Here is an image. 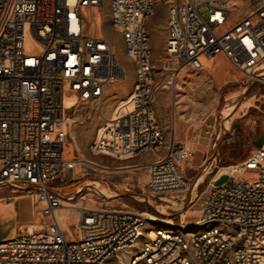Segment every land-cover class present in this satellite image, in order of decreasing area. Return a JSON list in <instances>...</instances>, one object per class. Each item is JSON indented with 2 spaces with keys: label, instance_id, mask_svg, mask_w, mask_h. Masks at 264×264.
<instances>
[{
  "label": "built area",
  "instance_id": "built-area-1",
  "mask_svg": "<svg viewBox=\"0 0 264 264\" xmlns=\"http://www.w3.org/2000/svg\"><path fill=\"white\" fill-rule=\"evenodd\" d=\"M158 1L168 14L165 55L156 62L147 22ZM105 8L135 72L130 109L109 118L101 111L109 86L128 73L107 31ZM218 56L252 83H264V0H0V185L28 194L34 216L0 241V264H106L114 257L126 264H264V146L228 166L217 165L218 151L210 164L205 156L202 173L213 178L188 198L183 192L191 179L181 167L195 151L174 137L167 141L156 118L161 90L185 69L203 71ZM89 102L105 120L92 152L155 155L132 166L147 171L142 199L199 201L190 227L182 219L175 228L147 231L144 214L83 205L68 235L60 210L83 192L65 194L51 184L86 162L75 154L71 131L79 105ZM224 174L228 180L215 185Z\"/></svg>",
  "mask_w": 264,
  "mask_h": 264
},
{
  "label": "rangeland",
  "instance_id": "rangeland-1",
  "mask_svg": "<svg viewBox=\"0 0 264 264\" xmlns=\"http://www.w3.org/2000/svg\"><path fill=\"white\" fill-rule=\"evenodd\" d=\"M199 11L204 18L208 17L207 5H202ZM104 12L107 31L116 42L120 61L125 65L128 73L126 79L109 86L101 108L105 117L109 118L110 116L117 117L130 108V93L133 91L135 72L133 64L125 55L121 36L110 28L109 9L105 8ZM167 14V6L158 1L154 15L147 22L153 59L156 62L165 55ZM99 111L97 103L94 102L79 105V121L72 128L71 138L75 154L86 162L78 164L74 171H68L62 181L57 180L51 184V187L65 194L77 192L78 189L79 192H83L76 195L73 201L76 207L63 211L64 214H70V218L64 224L68 235H70V229L75 231L74 221L78 208L83 205L95 207L104 204L144 214L150 218L151 223L147 225V231L155 225L166 226L152 220V216L170 219L172 223H175L172 228L181 224L182 219L185 224L195 222L198 217L199 201L195 205H183L180 201L175 202L173 199L168 202L156 198L142 199L144 195H147V191L144 193L147 171L145 168L132 166L146 164L155 155L146 154L121 160V158L92 152L91 145L97 130L105 122ZM155 111L157 122L164 130L167 141L173 138L175 131L176 139L195 151L193 159L188 162L190 169L187 176L191 178V184L189 189L183 192L188 198L194 192L192 194L194 197L196 193L200 195L205 191L211 179L206 178L204 183L198 185L205 156L210 164L218 151L217 165L228 166L239 162L243 151L249 153L256 148L254 141L264 134V83L257 81L252 83L251 79L234 68L227 58L220 56L219 59L207 64V68L203 71L185 69L176 85L161 90L155 103ZM199 133L202 136L206 135L211 143L203 148L204 157L202 151L196 150ZM215 142L217 145L213 148ZM97 185L105 187L114 196L104 194L97 188ZM13 190L10 185H0V206L13 201L15 196L25 194ZM82 196H85V200L81 199ZM155 206L166 213H159ZM32 209V199L23 198L20 203L21 219L30 218ZM14 223L11 221L0 224V241L6 239ZM29 224L22 226V230ZM229 229L235 228L229 226ZM120 256L122 258L123 254ZM108 264H126V262L125 260L118 261L114 257Z\"/></svg>",
  "mask_w": 264,
  "mask_h": 264
},
{
  "label": "crops",
  "instance_id": "crops-1",
  "mask_svg": "<svg viewBox=\"0 0 264 264\" xmlns=\"http://www.w3.org/2000/svg\"><path fill=\"white\" fill-rule=\"evenodd\" d=\"M219 57L220 56H218L216 59H219ZM133 81H134V79H133ZM198 136L199 137H198V140H197L196 150L202 151L203 152V157H204L205 156V152H204L203 148L211 144L210 143V139L206 135L202 136L201 133H199ZM172 137L176 138L175 131H174ZM188 162L181 167V170H182L183 174L187 178L191 179L190 177L187 176L188 170L190 169L189 168L190 166H189ZM206 178H213V174L202 173V176L199 179L198 185L201 184V183H204ZM198 185L196 187H198ZM27 197L31 198L28 194L15 196L13 201L6 202V204L4 206L3 205L0 206V224H4V223H7V222H11V221L15 222L13 227L10 229V232H9L7 237H10V236L14 235L18 231V228H22V226H24L26 224H29V223H31L34 220L33 214H32V216L30 218L21 219L20 203H21L23 198H27ZM32 202H33V200H32Z\"/></svg>",
  "mask_w": 264,
  "mask_h": 264
},
{
  "label": "bare ground",
  "instance_id": "bare-ground-1",
  "mask_svg": "<svg viewBox=\"0 0 264 264\" xmlns=\"http://www.w3.org/2000/svg\"><path fill=\"white\" fill-rule=\"evenodd\" d=\"M209 63H212V62H209ZM208 63V64H209ZM264 64V63H263ZM262 64V65H263ZM262 65L259 67V70H261L260 71V74H259V76H262V75H264V67H262ZM184 72V71H183ZM183 72H181V74H180V76H182V73ZM180 78V77H179ZM177 84V81L175 82V83H173V85H176ZM179 85V84H178ZM130 98H131V96H130ZM131 101H132V98H131ZM70 102V101H69ZM130 107H131V105H130ZM130 109V108H129ZM128 109V110H129ZM127 110V111H128ZM125 113V112H124ZM120 116V115H119ZM129 157H122L121 158V160H126V159H128ZM94 163V162H93ZM94 165H96V166H98L96 163H94ZM127 167V166H126ZM226 170L225 169H221V172H225ZM94 188V187H93ZM97 188L98 189H100L104 194H106V195H108V196H114V194H112V193H110L105 187H101V185H97ZM192 194H194V192L192 193ZM67 207H65V208H62L61 210H60V219H61V222H62V225L65 227V221H67L69 218H70V214H64L63 213V211L65 210V209H67V208H70V207H76V205H74V204H67L66 205ZM156 207V210L159 212V213H161V214H165L166 212L163 210V209H160L158 206H155ZM179 208H181V207H179ZM178 208V209H179ZM182 209V208H181ZM152 216V215H151ZM148 220H150V218L148 217ZM152 220H154L155 222H157V223H161V224H165L166 226H171V227H173V226H175V223H172V221L170 220V219H165V218H163V217H159V216H152ZM168 222V223H166V222ZM189 227L191 226V224H187ZM150 235L151 236H154V234H153V232H151L150 233ZM121 254H124V253H120V255ZM106 264H108V263H106Z\"/></svg>",
  "mask_w": 264,
  "mask_h": 264
},
{
  "label": "water",
  "instance_id": "water-1",
  "mask_svg": "<svg viewBox=\"0 0 264 264\" xmlns=\"http://www.w3.org/2000/svg\"><path fill=\"white\" fill-rule=\"evenodd\" d=\"M256 148H261L264 146V134H262L257 140L254 141ZM228 180V175H222L218 180H216L215 185H220Z\"/></svg>",
  "mask_w": 264,
  "mask_h": 264
},
{
  "label": "trees",
  "instance_id": "trees-1",
  "mask_svg": "<svg viewBox=\"0 0 264 264\" xmlns=\"http://www.w3.org/2000/svg\"><path fill=\"white\" fill-rule=\"evenodd\" d=\"M253 149H254V148H253ZM224 154H225V153H224ZM248 154H249V153L243 151V156H242V158H241L239 161L244 160V159L248 156Z\"/></svg>",
  "mask_w": 264,
  "mask_h": 264
}]
</instances>
